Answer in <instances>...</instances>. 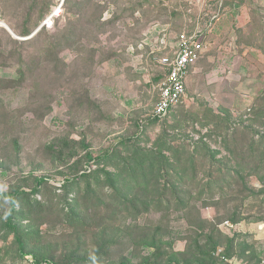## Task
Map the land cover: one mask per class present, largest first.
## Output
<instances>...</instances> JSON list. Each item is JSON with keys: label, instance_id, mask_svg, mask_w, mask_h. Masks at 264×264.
Wrapping results in <instances>:
<instances>
[{"label": "rangeland", "instance_id": "rangeland-1", "mask_svg": "<svg viewBox=\"0 0 264 264\" xmlns=\"http://www.w3.org/2000/svg\"><path fill=\"white\" fill-rule=\"evenodd\" d=\"M47 1L0 0V191L43 203L11 213L0 196V264H264L261 161L256 149L238 159L252 137L238 125L264 132V83L227 113L201 103L194 79L193 106L152 117L161 59L222 14L223 49L245 44L264 75V0Z\"/></svg>", "mask_w": 264, "mask_h": 264}, {"label": "crops", "instance_id": "crops-1", "mask_svg": "<svg viewBox=\"0 0 264 264\" xmlns=\"http://www.w3.org/2000/svg\"><path fill=\"white\" fill-rule=\"evenodd\" d=\"M225 18L230 17L227 14L218 16L216 20L207 23L203 32L198 33L204 42V49L201 57L189 68L184 102L178 107L194 105V100L188 99L187 94L194 79L199 80L198 82L203 86L202 92L197 93L201 95L203 100L201 103L210 110L218 112H233L250 100L252 103L253 98L261 91L264 75L261 69H257L256 72L251 67L253 53L247 49L246 45L240 46L237 43V46L232 43L223 49V30H230L228 27L230 23L226 22ZM178 46L179 35L176 50ZM164 74L159 78V82ZM176 109L170 113V116L176 112Z\"/></svg>", "mask_w": 264, "mask_h": 264}, {"label": "trees", "instance_id": "trees-1", "mask_svg": "<svg viewBox=\"0 0 264 264\" xmlns=\"http://www.w3.org/2000/svg\"><path fill=\"white\" fill-rule=\"evenodd\" d=\"M42 4H43L42 8H43L44 11L50 8V3L47 0H42ZM44 11H43V13H44ZM42 16L43 15H41V17ZM30 32H31V30L26 28V29H24L21 32V35L26 36V35H29ZM41 33H42L41 30H39L32 38H30V39H28L26 41H17V42H19L20 44L32 43V42L38 40V37H40ZM44 48L45 47H44V43H43V45H42V50L43 51H45ZM256 117H257V120L258 119L259 120H263L262 123H264V107L262 109H260V112L256 115ZM229 126L230 127L232 126L230 128L231 130L229 129L230 130V134H229L230 135V139L228 138V140L226 141L225 147L227 148L228 152L231 155H236L238 149L234 147V146H236L234 141L236 140V138L238 136V133L235 130L236 128L235 127L233 128V125H229ZM238 126H242V128H243L242 129V140H244L247 137L246 136L247 134L248 135L252 134V137L250 139V143L248 145V152L249 153H247V151H245V150L244 151L241 150L240 151L241 153H239V154H241V156L238 159L242 160L241 157L244 158L245 156H250V152L252 153L256 149L257 156L255 158H257L259 160V162L260 161L261 162L259 164H257V163L254 164L253 165L254 167H252L251 170L254 172L253 174H257L258 177H260V179L262 181H264V166L262 165V163H264V132H260V131L256 132L255 130L252 129L251 126L245 125V124H243V125L239 124ZM255 133H256V135H258V137H254ZM257 143H259L258 146L256 145ZM204 148H206V146ZM113 151H114L113 148L109 149V151H107V153L105 154L104 158L111 157L113 155ZM193 152H195V151H193ZM144 153H145V151H144ZM214 155L215 154L212 152V154H211L212 158L214 157ZM251 156H253V155L251 154ZM92 158L93 157L91 156L90 159H92ZM101 158L100 157L96 158L95 162L98 163V161L101 160ZM191 158H192V156H191ZM164 160H165V158L162 155H156L151 160L150 165L155 167V165H159L160 163L164 162ZM159 170H163V169L160 168ZM218 170H221V169H218ZM224 170H227L228 173L231 174V176L235 174V175H239L240 177L244 178L243 173L241 172L242 170L240 171V168L236 169L235 167H231V166H228L227 164H225V165L223 164V171ZM150 174L152 176H154L152 170H151ZM164 174L167 175L166 172ZM249 174H252V173L249 172ZM210 175H211V173H210ZM163 177H165V176H163ZM38 182L41 183L42 181L39 180ZM37 190H38V188H35L32 192L35 193V192H37ZM26 195L27 194L24 191L17 190V189L13 190L12 192H1L0 191V196L1 197H5V198L9 199L10 205H11V207H10L11 213H13L16 210L15 205L18 202L21 204V208H23L25 210H26V208L27 209L28 208H30V209L33 208V205H39L40 206V205L43 204L37 199L33 201L32 198H29V196H26ZM11 213H9V215L7 217V220L5 222L2 221L1 224L3 225L4 228H8V233L9 232L16 233L17 230H18V225L15 222L14 217L11 215ZM17 239H18V243L20 245V248H23V242L20 240V238H17ZM36 262H39L38 259L36 260ZM143 264H154V263H152L150 261H146Z\"/></svg>", "mask_w": 264, "mask_h": 264}, {"label": "built area", "instance_id": "built-area-1", "mask_svg": "<svg viewBox=\"0 0 264 264\" xmlns=\"http://www.w3.org/2000/svg\"><path fill=\"white\" fill-rule=\"evenodd\" d=\"M203 49L204 42L197 33L179 34L176 52L161 59L167 71L158 84V96L152 109L153 118L159 121L169 118L170 113L184 102L189 68L201 57Z\"/></svg>", "mask_w": 264, "mask_h": 264}, {"label": "water", "instance_id": "water-1", "mask_svg": "<svg viewBox=\"0 0 264 264\" xmlns=\"http://www.w3.org/2000/svg\"><path fill=\"white\" fill-rule=\"evenodd\" d=\"M1 25L3 26V27H5L14 37H16V38H19L18 36H16L15 34H14V32L10 29V27L7 25V24H5V23H1ZM44 25V23L43 24H41L30 36H28V37H26V38H21L22 40H27V39H29V38H31V37H33L41 28H42V26Z\"/></svg>", "mask_w": 264, "mask_h": 264}]
</instances>
